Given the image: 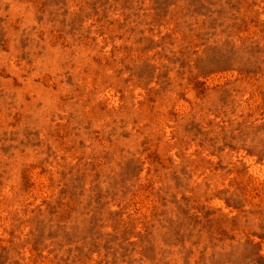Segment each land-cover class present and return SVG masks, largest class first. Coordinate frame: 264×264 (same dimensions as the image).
Returning <instances> with one entry per match:
<instances>
[{
  "label": "rangeland",
  "instance_id": "obj_1",
  "mask_svg": "<svg viewBox=\"0 0 264 264\" xmlns=\"http://www.w3.org/2000/svg\"><path fill=\"white\" fill-rule=\"evenodd\" d=\"M0 264H264V0H0Z\"/></svg>",
  "mask_w": 264,
  "mask_h": 264
}]
</instances>
